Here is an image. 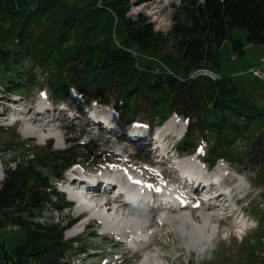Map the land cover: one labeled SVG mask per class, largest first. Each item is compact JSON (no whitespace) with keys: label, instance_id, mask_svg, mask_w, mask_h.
Returning <instances> with one entry per match:
<instances>
[{"label":"trees","instance_id":"obj_1","mask_svg":"<svg viewBox=\"0 0 264 264\" xmlns=\"http://www.w3.org/2000/svg\"><path fill=\"white\" fill-rule=\"evenodd\" d=\"M153 1L0 0V88L19 90L20 84L10 82L13 76L16 82L37 83L35 68L22 72L27 60L48 68L54 77L49 88L57 99L76 89L88 102L112 106L129 120L156 117L162 123L177 113L188 125L184 153L205 145L208 158L220 157L222 144L245 137L259 122L258 109L241 95L234 78L222 73L221 63L227 41L234 55H245L235 29L247 32L249 45L264 47V0H182L173 4L172 25L165 32L146 15L129 16L133 6ZM107 12L124 22L126 37L89 42ZM5 75L10 81H2ZM148 107L151 112L143 115ZM22 144L27 158L15 168L7 165L0 187V228L19 229L24 237L14 250L0 247V264H63L89 247L82 246L81 237L66 240L63 222L48 225L46 212L51 207L64 211L66 200L54 182L76 163L92 160L93 150L85 147L80 156L71 149L55 151L52 145ZM247 151L255 157V179L263 186L264 123L248 148L238 155L229 148L226 153L238 158ZM258 252L252 257L258 259Z\"/></svg>","mask_w":264,"mask_h":264},{"label":"rangeland","instance_id":"obj_2","mask_svg":"<svg viewBox=\"0 0 264 264\" xmlns=\"http://www.w3.org/2000/svg\"><path fill=\"white\" fill-rule=\"evenodd\" d=\"M87 1H89V0H85V2H81V3H86ZM132 1H133V3H135L138 0H132ZM81 3L70 2V4L77 5L79 7L83 5ZM172 4H173V1H171V0H159V1L157 0L156 2L153 1L150 4H147L145 7H143L144 9L143 8L141 9V11H142L141 13L147 14L148 16H150L149 18H150L151 22L156 26V28L165 29V28H168L169 27L168 25L170 24V16L172 13V11H171ZM135 8L136 7H134L132 9V12H131L132 15H134L133 11H135ZM233 35L235 38L242 39L244 41L245 46H246V52H245V55L243 58H239L238 56H236L232 53L231 43L229 41H227L223 46V57H222V63H221V71H222V73L228 74L234 78V82L239 87V89L241 91V95H244L246 98H248L251 101V103L254 104V106L258 109V114L256 115V117L258 118L259 123L263 124L264 123V79L261 80L259 78L253 77V75L250 73V70H253L256 68H261L263 66L262 60L264 58V47L249 45L247 43V32L242 30V29H235L233 32ZM124 37H126L124 22L122 20H118L113 13L107 12L101 18V21L99 22V26L96 28L95 32H93L92 38H90V37L88 38V41L89 42H94V41H96V42H101V41L115 42V41H118V42H120L121 40L124 39ZM70 46H73V45H70ZM234 57H235V59H234ZM29 63L30 62H27V60H26V62L23 63L24 68L22 69V72L29 73L33 68H35L34 74L36 75V79H37L36 84H31V83H29L30 81L29 82H20V81L16 82L15 80L18 79V78H15L16 76L15 77L13 76V78L11 79L12 81H10V79L9 80L7 79L6 76H8V75H5L4 78H2V81H4V82L10 81V82H12V84H18V85L20 84L21 85L20 90H24V91L27 90V92L24 93V95L30 96L31 99L22 97L24 100V101H22L21 98L13 97L14 99H18L21 103H23L24 106L30 105L33 100H38L37 99L38 92L40 90L49 89V87H48L49 82L52 78H54L53 76L52 77L49 76L50 73L48 71V68H46V67L36 68L37 66H34L33 64L31 65ZM263 73H264V70H263ZM24 83L29 84V85H25ZM23 86L25 87V89L23 88ZM73 95L76 96L78 98V100H80V101L83 99V97L80 98V96H77L75 94H73ZM42 97H44V96H42ZM6 98L7 99H13L12 96L11 97L7 96V97L1 98V99H6ZM4 102H6L7 107L12 104L11 103L9 105V103H7L8 100L7 101L0 100V128H6V129H3L1 131L2 133H0V141L2 143L1 145L3 146V148L0 149V187L3 184V181L5 180L7 165L10 164L9 162L12 161L13 163H11L10 166L12 168H15L17 165V161L19 159H26L27 158V154H26L27 150L24 149L22 143L24 142V140L26 141L28 139L27 138L28 136L26 135L24 127H21L19 125V126H16L15 128H13L12 130H9L7 128L9 123H8V121H7V123H5L4 119L2 118V117L7 115V113L5 112V110L7 108L1 107L2 103H4ZM34 102H37V101H34ZM14 106H16V105H14ZM92 107H98V106H96L95 103H92ZM9 108H11V107H9ZM100 108H101V111L103 113L108 114L109 116H112V118L114 120L119 121L120 123L122 122L120 115L117 116V114L111 108L107 109L104 106L100 107ZM22 109H23V107H22ZM9 111H11V110H9ZM15 114L17 116L20 113H17V111H16ZM56 121L59 122L60 126H61V123L63 125L65 124L62 127L65 129L67 127V129L65 130L67 132H66L65 136L61 135L63 133L62 129L57 131V133L55 132L56 135L53 137V144H52L54 150H62L64 148H68L69 145H73V144H75L74 146H76L78 143L87 144L89 142V140H93L91 145H93L94 149L96 148V146L98 144L101 145V147L98 150L95 149V151H92L93 155H90L92 160H90V161H86V160L84 161L83 160V163H86V165L91 164V165L95 166L94 170L91 167V169L88 171L89 173L90 172L93 173L96 170H100L101 168H103L105 166L103 164L107 160L112 161L113 158H115V159H113L112 162H114V163H125L126 164L125 168L126 169H134L133 174H137V175L140 174V172L142 174H144L145 172H147L149 170L148 167H150V166L144 165V163H142V161L144 162V159L146 162H151V163H154L155 166H158V167H156L157 169H161V168L165 169L164 165L167 164V162H168V160H163L162 158L155 156L154 153L146 154L144 152H139V151L133 152L131 149L129 150V146L127 144H122V145H119V147H118L116 144H114V143H117L113 140V138H115V137H112V136L107 137L104 133L105 129L103 127H93L92 128L88 124L85 125L84 121H82L80 123V122H78V120H66V121H68V122H66L63 119L56 118ZM167 121H165V123L162 124V127L160 128V130H162L163 134L169 135V138H166V140H164L165 144L163 145L164 148H168V151H172V153H168V156L166 155V158L169 159V157H170L169 155H175V154L184 155V154H179L184 148H181L180 151H177L176 147L178 146L177 144L181 140L178 137H180L181 134H183V133L185 134V132H186V125H185V122L180 117H176V116L172 117L171 119L169 118V121L168 122ZM83 131H87V133L84 134ZM102 132L104 134H102ZM98 134L100 135V137H98ZM255 134H256V127L253 126L251 128V130L248 132V134L245 135V137L238 138L236 141H233V142L227 141L224 144H222L221 147L223 149L224 148H231L230 149L231 153L233 155H238L242 151H244L245 148H248L251 145V140L253 139ZM46 136H48V135H46ZM92 136H94L93 139H92ZM41 142H43V143L42 144L36 143V144L37 145H43L45 143L44 141H41ZM58 143L60 144L59 146L57 145ZM172 146H173V148H172ZM199 148H200V154H196L195 156L189 157L188 159H193V160L199 161L198 156L204 154V150H205L206 146L202 145ZM175 149H176V151H175ZM248 152L249 151L244 153L243 157L249 156ZM125 153L129 154V157H130L129 159H126L127 156L124 155ZM103 154H107V155H103ZM109 154L112 156V159H109V157H110ZM223 156H227L225 152H223ZM30 157L31 158L33 157V155H31V153H30ZM87 157L88 156H86L85 158H87ZM231 158H233V157H231ZM240 162H243V163H240ZM261 162L264 163V158L262 159ZM232 163H234V167H236V168H234L233 166H231L234 171L237 172L238 170H240V171L246 170L247 176L249 178H251V180L255 177V175L259 171V170L256 171L251 166H249L245 159L239 158V159L233 160ZM177 165L184 172H186V170L184 168H182V166L189 165V162H185V163L177 162ZM131 166H134L135 168H132ZM219 166H220V168H222L223 167L222 163H220ZM167 168H168V166H167ZM169 168H170V166H169ZM258 169H261V168H258ZM76 170H78V169H76V168L73 169V172H75ZM154 170L158 176L160 171L156 170V169H154ZM251 171H253V172H251ZM67 173H71V171H68ZM156 174H155V176H156ZM241 174L242 175L239 176V175L235 174V172H232L231 176H233L234 178L239 180L240 183L242 184V188L246 189L247 188V176H246V174H243V173H241ZM140 176H141V178H143V176L141 174L139 175V177ZM259 182H260V180L258 179L256 186L260 188L261 194H259L257 189L253 190L255 193V198L258 200L263 198V195H264V185L262 187H260L258 185ZM63 183L65 184V182H63ZM60 184L55 185V188L59 193H62V192H64L63 188H65V187H63L64 184H62V186ZM236 187H238V186H236ZM234 189L236 190L235 194H237V192L240 191V190L236 189L235 187L233 188V190ZM65 195H66V200L68 202H72V198H71L72 194L65 192ZM77 197H79V196H77ZM96 198H98V197H96ZM111 199L115 200L114 203L115 202L119 203L118 201H120V199H116V198L115 199L111 198ZM104 202H106V200H104ZM82 203H84L86 205L84 199H82ZM86 206L90 207V205H86ZM74 209H76L75 203H74L72 209H67V210L64 209V211L57 210L56 207H51V208H49L48 212H46L47 214H46V218L44 221L47 222L48 225L56 224L58 222H63V225H65L66 223H69L71 221V218L66 216V214L73 212ZM255 210H258V212H262L264 210V208L263 209L256 208ZM177 212H179V211L177 210ZM213 212L214 211H212V214H215ZM247 214L250 217H249V219L246 220L247 226L245 228H242V229L236 228V229L232 230L231 228H227V227L223 226L222 228L218 229V223H216L214 229H212L209 232H206L205 231L206 227L204 226V223H198L197 220L192 219L190 217V214L187 213L186 218L190 222L188 224L189 227L187 229L185 228L186 226L184 227V225H177L176 227L171 226L167 229L160 228V230H159L160 238H159L158 242L154 246H153L154 243L151 244L152 246L149 249H147L146 252L141 251L140 253H142L144 255H145V253H147L148 255H151L152 253H157V254H159L160 259L165 262V264H189V263H191L192 259L196 262L195 253L187 251L182 246V242L178 239L177 234L174 233V228H179V227L183 226L185 228V231H186L187 237H188V238L186 237L187 238L186 241H191L194 238V235L196 232L197 233L200 232L199 237H205L207 239L211 238V237H215L216 239L218 238V240H219V239H221V238H219L220 236H224V238H226V241L224 243L219 241L217 251L221 250V253L218 254L217 252H214L213 253V259L208 261V264H244L243 257L239 253L234 254V252L235 251L237 252V244H239V241L245 240V238L249 239L248 244H247L248 249L246 251L247 252L246 256L252 257L254 255L255 251H257V252L259 251L257 264H264V262H261L262 258L264 256V236L263 237H259V236L256 237V235H255V233L257 232V229L259 227L258 225L260 224V222L258 221V219L255 221L254 215H252V211L248 212ZM216 216L218 217V221L221 222V218L218 215H216ZM142 222H144L143 225L148 224L147 220H143ZM224 224H227V223H224ZM261 225L264 226V223ZM80 226H82V227L86 226L85 222L80 224ZM80 226L76 227L73 230L70 229L71 232H65V234H64L65 238L66 239H72V237L75 234H77L78 231L81 229ZM224 227H225V230H224ZM90 228H93V231L91 230V233H89L87 235L83 234L82 236L83 237L86 236V237L84 240L81 241L82 246H84V248L89 247L90 251L87 253L85 252V255H83V256H81V254H80L77 257H75V256L69 257L68 259L76 261L75 263L73 261H71L70 264H83L86 262H90L89 264H99L98 261H97L98 262L97 263V262H95V260H90V259L93 257H96V256L103 257L104 255H106V257L107 256L109 257V253H111L113 251L114 252L117 251V259L110 260L107 263H112V264H138L139 260L137 258L134 259L132 257V253L129 252L128 249H125L126 251L123 250V246H124L123 244H119V243H117L118 242L117 240H112L109 237H102L104 234L101 233L100 230L103 231L104 229L96 228V227H90ZM94 228L98 229L99 231H95L96 229H94ZM190 228H194L195 233L190 232L189 231ZM217 229H218V233H217ZM16 230H19V229H16ZM16 230L10 226H7L5 228H0V247L2 245H5V247L8 248L9 250H14L19 245V242L24 237V234L22 233V231H16ZM78 235H80V234H78ZM156 236H158V234ZM96 237H98L97 240H98L100 246H99V248L93 250V248L91 246H89V242L92 243V240H94ZM228 237H230V238L234 237L235 239H228ZM155 240L157 241V237L155 238ZM229 241H230V243H229ZM236 241H237V243H236ZM225 246L230 247V251L228 250V248H226L225 251H222V249H224ZM123 251H125V252H123ZM227 254L230 255L229 261H223L224 256ZM144 255H143V257H144ZM79 258L85 259V261L82 263L79 260V262H78L77 260Z\"/></svg>","mask_w":264,"mask_h":264},{"label":"bare ground","instance_id":"obj_3","mask_svg":"<svg viewBox=\"0 0 264 264\" xmlns=\"http://www.w3.org/2000/svg\"><path fill=\"white\" fill-rule=\"evenodd\" d=\"M52 108H55V107H52ZM58 112L59 114L64 115V111L59 110ZM45 113H46V109L41 108L38 102H33L31 106L26 108L24 113L22 114L20 113L21 115L20 114L17 115L18 125H20L21 127H24L26 135L28 136L27 138L34 140L37 144H42L43 142L41 141H50L53 143V137L56 135L57 131H59L60 129H62L63 131V133L61 134L62 136H65L67 132L65 131L67 127L66 129L62 127L65 124L63 125L60 122L61 123V126H60L59 122H57L55 118L44 116ZM5 119L6 121H8L7 118ZM87 131H83L84 134H86ZM133 133L136 136L141 137L139 133L134 132V131ZM45 134L48 136H46ZM113 140L117 142L114 144H116L118 147L119 145L124 144L123 141L119 139L113 138ZM57 145L59 146L60 144L58 143ZM189 165H184L182 166V168H184L187 171V168ZM191 165H192L191 166L192 172H190L191 174L196 175V173L200 172V170H198V167H196L194 163H191ZM44 166L45 165H43V167ZM164 172L165 170H162L163 178H157L153 171L148 170L144 174L141 173L146 178L145 183L137 184L135 183V180L133 179H130V182H126L125 184L129 187V193H128L129 199L127 203H124V204H120V202L114 203L115 200H112L111 198H107L106 197V195H108L107 193L111 189H113V186H108L105 192L102 191L97 196L98 198L95 199L96 204L94 207H87L84 203H82L83 197H77L79 206H76V209H74L73 212L66 214V216L70 217L72 222H74L77 219H79L83 215L84 212H86L87 213V220L85 221L86 226L104 229L103 230L104 234H106L112 240H117L118 242H123V240L127 242H130V241L138 242V245L135 246L137 249L133 253L136 257L140 258L141 261H143V264H149L150 255H148L147 253H145L144 255L140 252L146 251L147 249H149L152 246L151 244H153L156 240L154 239V241L150 242L149 244L144 243L145 238H143V235L146 231L150 230L151 227H162L164 229H167L171 226L176 227L177 225H184V227L186 226L185 227L186 229L189 227L188 224L187 225L185 224V221L186 220L188 221V219L186 218L187 213L183 212L182 208L186 206L184 199H190L191 195L182 194V197L177 200V203L181 205V210L179 212H177L176 208L173 207L175 204L174 200H172L173 197H168L165 194L157 193L155 190H152V189H151L152 193L148 194V196L146 197V192L148 189H150L148 187L149 184L154 185L155 187H160L161 189V188H166L167 186L165 183H161L163 179L169 182L173 181V177L167 174L165 175ZM95 174L98 175L100 179H105L111 182L117 181V179L115 178L113 179V176H111V174L101 169L96 170L93 173L82 174L80 176L89 177ZM122 175L124 176L126 174H122ZM62 182H65L63 186H65L66 188H69V186L76 187L77 185L81 183L80 180H78V178L76 177L73 179L68 178V177H63ZM95 185H98V182H94L91 186H95ZM235 188L240 190L241 186L239 185L238 187H235ZM213 190H214V187L213 185H211L209 192L212 193ZM121 192L123 191L120 189L119 194H121ZM232 193L235 194L236 190L234 189ZM141 195L143 196V198L141 197ZM105 197H106L105 199L106 202H104L103 200V198ZM223 197H224L223 193L214 197L211 200L212 202L211 205L213 206L216 205L217 203H219V200ZM144 198L149 199V203L143 202ZM156 200H162L169 207L164 206L162 207V210L155 209L156 212L154 213L148 212L144 204L151 206V203L155 204ZM177 203H176V206L178 205ZM167 208L169 209V211L163 212V209H167ZM212 211H214L213 208L209 206H205V207L202 206V207H195V208L190 209L188 214H190V217L192 219L197 220L198 223H204V226L206 227V229L204 228L205 231L209 232L212 229H214L215 224L217 222L221 223L220 221H218V217L215 214H212ZM147 219L150 221V226L143 225L144 222L142 221L147 220ZM224 230H225V227H224ZM174 233L177 234L175 231ZM156 235L157 234H155L154 238L157 237ZM200 238L205 239V240L207 239L205 237H200ZM141 244L143 246H141Z\"/></svg>","mask_w":264,"mask_h":264},{"label":"clouds","instance_id":"obj_4","mask_svg":"<svg viewBox=\"0 0 264 264\" xmlns=\"http://www.w3.org/2000/svg\"><path fill=\"white\" fill-rule=\"evenodd\" d=\"M189 221H185V224H189ZM174 231L177 233L178 239L182 242V246L189 252L195 253V258L197 264H201L202 261L212 260L213 253L216 251L219 240L215 237L208 239H201L198 233H195L194 228H190L189 231L195 233L194 238L191 241H186V231L183 226L179 228H174ZM135 251V250H134ZM143 264V261H141ZM149 264H165L164 261L159 259V254L152 253L150 255Z\"/></svg>","mask_w":264,"mask_h":264},{"label":"snow or ice","instance_id":"obj_5","mask_svg":"<svg viewBox=\"0 0 264 264\" xmlns=\"http://www.w3.org/2000/svg\"><path fill=\"white\" fill-rule=\"evenodd\" d=\"M135 183L140 184L141 181H135ZM148 187H149L150 189H152V190L157 191V192L162 191V189H160V188H156L154 185H151V184H149ZM182 203H183V201H182ZM195 206L198 207L199 204L197 203Z\"/></svg>","mask_w":264,"mask_h":264}]
</instances>
